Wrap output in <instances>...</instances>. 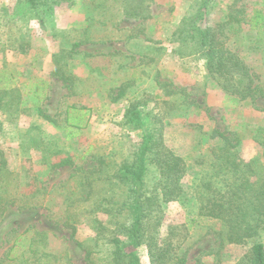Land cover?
<instances>
[{
	"label": "rangeland",
	"instance_id": "1",
	"mask_svg": "<svg viewBox=\"0 0 264 264\" xmlns=\"http://www.w3.org/2000/svg\"><path fill=\"white\" fill-rule=\"evenodd\" d=\"M152 2L153 15L163 18L164 27L147 28L148 20L141 25L121 22L118 5L113 0H59L53 11L38 13L25 7L23 0H0V88L14 86L22 101L21 105L15 101L10 103L13 97L10 94L0 105V190L8 185L13 194L29 191L32 186L26 184L32 181L30 171H33L40 173L39 182L50 193L55 185L71 183L72 174L80 176L83 169L98 165L100 160L109 164L108 175H112L119 164L127 161L141 138V131L121 126L124 111L130 102H142L147 112L161 118L164 147L182 158L187 168L182 180V196L164 209L160 237L163 239L169 233L187 236L185 246L193 243L189 264H213L216 254L211 251L218 245L214 233L220 231L221 224L196 217L198 205L194 188L202 172L200 160L220 144L219 139L209 138L213 130L238 138L244 160L261 155L262 150L252 136L257 127H264V100H240L224 93L210 78L201 58L177 61L167 39L189 10L190 3L186 0ZM232 2L213 0L205 24L214 26L224 21ZM97 3L101 5L99 14ZM237 8H242L243 13L239 25H232L226 32L227 44L251 73L264 78V0H245ZM255 12L263 22L259 28L252 27ZM138 29L145 33H138ZM147 30L156 39L155 43L162 45L163 51L152 44ZM129 35L135 37L126 41ZM80 38L92 40L91 44L72 53L67 67L60 64L64 60L56 64L53 56L61 59L60 50ZM142 38L150 40V44L144 39L138 41ZM123 48L137 54H150L154 56V63L150 66L134 56L130 59L131 56L121 53ZM107 53L109 55L104 57ZM56 68L69 79L64 81L54 75ZM177 72H181L180 75ZM6 79L8 82L4 81ZM36 84H45L41 94L46 93V99L41 100V95L36 98L24 88ZM120 86L127 87L123 98L111 103L110 98ZM170 91L175 93L159 98ZM70 107L89 110L80 128L65 122ZM41 114L54 122L44 120ZM36 138L40 144L48 143L49 148L53 147L52 142L55 147H63L72 158L71 166L49 171L42 164L40 151L31 143ZM60 156L52 161L57 162L64 154ZM26 170H30L29 174H24ZM11 173L18 176L21 173L15 183L8 176ZM12 184L16 185L15 190ZM20 196L15 194L16 203L0 211V264L9 262L7 253L17 237L35 231L45 233L46 250L57 255V264H88L83 251L75 245V241L84 243L94 237L88 226L77 225L73 241L69 230L49 215L58 211L61 199L56 194L44 197L49 211L19 208ZM97 216L104 221L107 219L102 210ZM193 219L197 222L191 226ZM249 248L250 244H224L217 264H237ZM138 257L142 264L148 263L145 247L138 249Z\"/></svg>",
	"mask_w": 264,
	"mask_h": 264
},
{
	"label": "trees",
	"instance_id": "2",
	"mask_svg": "<svg viewBox=\"0 0 264 264\" xmlns=\"http://www.w3.org/2000/svg\"><path fill=\"white\" fill-rule=\"evenodd\" d=\"M58 1L23 0L25 7L33 13L41 10L51 12ZM186 1L190 3L189 10L167 39L172 46V55L179 60L201 58L210 78L226 94L240 100H264V78L251 73L244 61L227 44L226 32L232 25H239L240 15L243 13L242 8H237V5L245 0H233L231 11L225 20L214 26L205 24V16L213 5V0ZM113 2L118 5L117 15L123 23L135 22L141 25L153 16L152 0ZM96 9L99 14V3ZM262 23L260 14L255 12L252 27L259 28ZM139 31L144 33L145 30L138 29L137 32ZM134 37L129 35L126 41ZM91 41L80 38L71 42L68 48L60 50L61 59L53 56L54 62L57 64L58 60H64L60 64L67 67L72 53L86 44H91ZM146 41L151 42L148 39ZM153 45H158V51H163L161 44L153 42ZM145 61L150 66L154 63V59L149 56L140 59V63ZM53 74L61 76L64 81L69 79L58 68L54 69ZM4 81L8 82L7 79ZM158 85L169 87L166 83ZM5 86L0 88V105L10 94L13 96L10 103L15 101L17 105H21L19 90L14 86ZM24 88L29 89L36 98L39 95L42 96L41 100L47 98L46 93L41 94L45 91V84ZM126 88L120 86L110 102L116 103L123 98ZM174 93L165 92L159 98ZM88 112L84 107H70L65 122L71 127L80 128L85 123ZM41 116L48 122H54L47 115ZM161 124V118L147 112L144 103L130 102L124 111L121 126L128 130L141 131V138L127 161L119 164L112 175H108L109 164L100 160L98 165L83 169L82 175L72 174L71 183H59L47 193L46 188L39 182L40 173L26 170L24 174L32 172V185L29 182L26 186L32 187L23 194L9 192L8 185L3 187L0 190V211L16 203L13 198L15 194L21 195L18 199L21 205L19 208H43L49 211L44 197L56 194L61 199L58 211L49 215L69 230L70 239L75 241L76 226L79 224L88 226L94 234L88 242L75 241L88 264H142L138 257L140 247L147 250V264H189L193 243L185 246V239H189L187 236L169 233L163 239L160 237L164 209L182 196V180L187 169L182 158L164 147ZM209 138L219 139L220 144L201 157L203 167L194 188V195L198 205L197 219L214 220L221 224L220 231L214 233L218 245L211 251L216 254L213 264L219 262V251L224 244H250L249 251L237 264H264V127H257L252 136L253 142L261 148L262 153L247 161L240 153L238 138L220 130H213ZM31 143L40 151L42 164L49 171L71 166L72 158L63 147H55L52 142L53 147L49 148L48 143L40 144L37 138ZM63 154L57 162L52 161V158L61 157ZM8 176L12 177L14 183L19 177L13 173ZM12 187L16 189L15 184ZM100 210L107 218L105 221L97 216ZM193 222L197 221L193 219L191 226ZM191 226L188 228L191 229ZM45 236L44 232L35 231L17 237L8 250L9 262L6 264H57V255L46 250ZM95 255L99 258L94 259Z\"/></svg>",
	"mask_w": 264,
	"mask_h": 264
},
{
	"label": "crops",
	"instance_id": "3",
	"mask_svg": "<svg viewBox=\"0 0 264 264\" xmlns=\"http://www.w3.org/2000/svg\"><path fill=\"white\" fill-rule=\"evenodd\" d=\"M148 25H147V28H149V27H153V25L154 26H161V27H164L166 24H165V22H164V20H163V18H160V17H158V16H152V18L151 19H149L148 20ZM150 31V30H149ZM149 31L147 30V36H148V38L150 39V40H153V42H155V38L154 37H152V36H150V34H149ZM145 33V32H144ZM152 33V32H151ZM143 39L146 41V39L145 38H142V40H138V41H143ZM132 43H136V41H132ZM147 45H149L150 43L149 42H145ZM153 44V43H152ZM122 50V53L123 54H125V55H129V56H134V57H136V59L138 60V59H142V57H146V56H149L150 57V59H154V56H150V54H147V53H144V54H137L135 51H129V50H127L126 48H123V49H121ZM109 55V53H107L106 55H103L104 57L105 56H108ZM167 56V55H166ZM174 57V56H173ZM163 58V57H162ZM165 58V57H164ZM192 58H194V57H192ZM199 58V57H198ZM175 59L177 60V61H180L179 59H177L176 57H175ZM187 59H189V58H187ZM182 61V60H181ZM136 67H141V66H136ZM179 75H180V73L181 72H177Z\"/></svg>",
	"mask_w": 264,
	"mask_h": 264
}]
</instances>
